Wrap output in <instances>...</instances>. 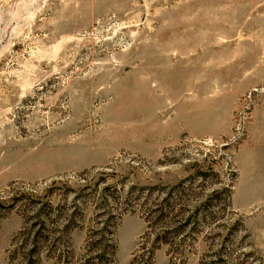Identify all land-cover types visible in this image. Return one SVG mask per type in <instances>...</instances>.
<instances>
[{
    "label": "rangeland",
    "instance_id": "rangeland-1",
    "mask_svg": "<svg viewBox=\"0 0 264 264\" xmlns=\"http://www.w3.org/2000/svg\"><path fill=\"white\" fill-rule=\"evenodd\" d=\"M263 123L264 0H0V264H264Z\"/></svg>",
    "mask_w": 264,
    "mask_h": 264
},
{
    "label": "trees",
    "instance_id": "trees-1",
    "mask_svg": "<svg viewBox=\"0 0 264 264\" xmlns=\"http://www.w3.org/2000/svg\"><path fill=\"white\" fill-rule=\"evenodd\" d=\"M110 187H106L105 190H109ZM182 198V197H181ZM180 198V199H181ZM172 199V192H168V194L166 195V198L164 199L163 203L160 204H154L152 207H143L142 211L143 213L146 215L147 218V223H148V227L150 229H154L157 226H160L162 224L165 225V223L167 224V219L170 216V214H172V211L174 209L173 204H171L170 200ZM98 202L96 204V206L100 209H102V213L106 211L107 206V198H106V194L103 192L100 194V197L97 199ZM127 200V199H126ZM101 212L99 214H102ZM73 217H71V220H69L70 222L72 221ZM43 223V222H42ZM187 222L185 224H181L180 226H178L177 228H175L174 230H171L169 227L166 228V230H164L163 234L164 237L167 238L169 235L173 234V233H177L180 232L185 226H186ZM109 224H106V230L109 229ZM115 229L116 226L113 227V248L115 250L116 247V242H115ZM109 232V230H108ZM101 257V256H99ZM103 264H109L108 262L103 263Z\"/></svg>",
    "mask_w": 264,
    "mask_h": 264
},
{
    "label": "crops",
    "instance_id": "crops-1",
    "mask_svg": "<svg viewBox=\"0 0 264 264\" xmlns=\"http://www.w3.org/2000/svg\"><path fill=\"white\" fill-rule=\"evenodd\" d=\"M262 131L259 137V146L255 148V193L258 186V191L264 193V129ZM262 199H264V196L258 197V200Z\"/></svg>",
    "mask_w": 264,
    "mask_h": 264
}]
</instances>
